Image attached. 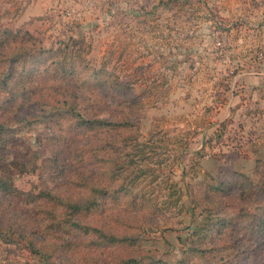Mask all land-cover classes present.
<instances>
[{"label":"rangeland","instance_id":"1","mask_svg":"<svg viewBox=\"0 0 264 264\" xmlns=\"http://www.w3.org/2000/svg\"><path fill=\"white\" fill-rule=\"evenodd\" d=\"M0 27L28 31L38 41L47 60L40 58L39 67L60 50L61 60H74L84 87L74 92L73 109L83 118L119 121V115L134 110L133 130L113 143L126 148L135 137L152 149L133 163L126 152L121 158L118 152L106 156H114L122 170L114 188L120 185L129 194L106 199L107 210L88 223L101 225L106 216L111 222L108 209L139 207L141 228L134 237L142 256L168 263L182 258L202 222L193 189L204 188L206 178L243 175L264 186V0H0ZM92 70L99 72L93 79ZM20 86L19 70L7 89L0 83V108H8L0 111L1 135L19 139L7 142V166L0 167V175L11 173L19 191L38 193L53 186L40 174L42 160L53 151L47 140L59 128L51 122L57 110L43 106L19 121L22 93L13 98L10 92ZM132 90L134 96L123 97ZM10 98L16 108L9 106ZM66 118L61 129L68 131ZM25 146L37 157L25 160ZM33 166L34 172L27 171ZM5 220L0 215V223ZM120 247L116 254L128 253ZM230 251L219 245L208 257H188L191 264H221L219 257ZM71 256L50 263L67 264ZM84 258L93 263L94 256ZM0 264L45 263L0 226Z\"/></svg>","mask_w":264,"mask_h":264},{"label":"trees","instance_id":"2","mask_svg":"<svg viewBox=\"0 0 264 264\" xmlns=\"http://www.w3.org/2000/svg\"><path fill=\"white\" fill-rule=\"evenodd\" d=\"M62 53L64 51L60 50L59 54L52 55L46 67H39L42 64L39 59L46 57L38 41L28 31L13 32L0 27V83L4 90L7 89L8 81L19 70L21 86L10 92L13 98L22 93L17 107L19 121L25 120L26 116L34 117L46 106L57 110L52 114L51 122L59 127L47 140L53 151L41 162L40 177L51 180L53 186L46 184L38 193L26 194L15 187L10 179L11 173H1L0 215L7 220L0 226L23 241L30 252L45 264H55L53 261L50 263L55 257L63 261L71 253L73 256L66 260L67 264H90L84 257L90 261L92 256V264H191L189 253L208 257L209 250L219 245H228L231 250L228 255L219 257L221 264H264V186L243 175L219 179L208 177L204 188L193 189V203L201 209L202 222L195 232V239L175 263L154 260L137 252L139 248L134 235L141 228L136 222L138 217H142L139 207L127 209L119 206V210L114 212L108 209L112 215L111 222L106 221L110 217L106 216L101 225L88 223L90 218L100 215V211L107 210L106 199L116 198V193L125 197L129 194L120 185L119 189L114 188L117 174L120 177L122 170L114 156H106L110 152H118L121 158L126 152L133 163L134 157L146 159L152 147L149 142L138 141L133 136V141L126 148L113 143L116 138L120 140L123 134L133 130V109H128L127 115H119V121L85 119L76 113L73 109L77 101L74 92L84 87V82L79 74L75 76L77 66L74 60H61L59 55ZM29 61L32 62L31 67ZM85 69L91 70L88 66ZM98 74L92 70L88 77L93 79ZM100 86H105V82ZM119 87L131 89L121 82ZM130 95L134 96L133 90L132 94H123V97ZM13 98L8 102L12 108L18 104ZM123 102L128 104L129 100ZM0 111L6 112L8 108L2 107ZM62 117L71 120L68 131L61 129ZM4 130L0 119L1 168L7 166L3 154L7 150V142L14 144L19 141L14 137L5 140L1 135ZM97 135L101 139L94 147L93 139ZM25 149V160L29 156L37 157L38 152L28 146ZM101 155L103 159L98 163ZM35 168L27 167V171L34 172ZM142 168L148 170L149 166ZM137 170H141L139 166ZM118 244L121 246L119 250L123 247L128 253L116 254Z\"/></svg>","mask_w":264,"mask_h":264}]
</instances>
